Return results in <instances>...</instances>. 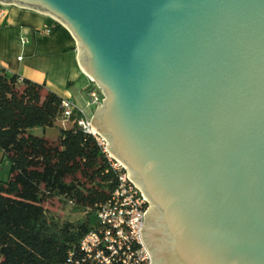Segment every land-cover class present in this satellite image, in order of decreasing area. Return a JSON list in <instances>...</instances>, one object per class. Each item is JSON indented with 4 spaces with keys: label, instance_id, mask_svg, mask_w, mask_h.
Returning a JSON list of instances; mask_svg holds the SVG:
<instances>
[{
    "label": "water",
    "instance_id": "1",
    "mask_svg": "<svg viewBox=\"0 0 264 264\" xmlns=\"http://www.w3.org/2000/svg\"><path fill=\"white\" fill-rule=\"evenodd\" d=\"M0 3L76 40L102 95L89 125L148 201L151 264H264V0Z\"/></svg>",
    "mask_w": 264,
    "mask_h": 264
},
{
    "label": "trees",
    "instance_id": "2",
    "mask_svg": "<svg viewBox=\"0 0 264 264\" xmlns=\"http://www.w3.org/2000/svg\"><path fill=\"white\" fill-rule=\"evenodd\" d=\"M61 97L43 84L0 70V264H64L97 223L96 205L115 189L117 178L96 137L76 121L59 127L55 139L34 135L53 127ZM63 197L82 213L73 221L47 214L44 201Z\"/></svg>",
    "mask_w": 264,
    "mask_h": 264
},
{
    "label": "crops",
    "instance_id": "3",
    "mask_svg": "<svg viewBox=\"0 0 264 264\" xmlns=\"http://www.w3.org/2000/svg\"><path fill=\"white\" fill-rule=\"evenodd\" d=\"M43 27L51 32L39 33ZM77 53L76 40L53 17L0 3V70L43 84L91 116L94 108L87 104V92L93 83L82 72Z\"/></svg>",
    "mask_w": 264,
    "mask_h": 264
},
{
    "label": "built area",
    "instance_id": "4",
    "mask_svg": "<svg viewBox=\"0 0 264 264\" xmlns=\"http://www.w3.org/2000/svg\"><path fill=\"white\" fill-rule=\"evenodd\" d=\"M51 27H43L39 33L49 34ZM88 105H96L102 95L93 84L87 92ZM96 101V103L94 102ZM61 126L74 123L71 116L77 110L82 117L76 123L93 134L115 171L117 184L110 196L96 205V225L79 241L75 251H69L64 264H151V257L140 237L143 214L148 201L134 183L128 180L125 167L111 157L105 149V141L89 125L90 116L69 98L61 99Z\"/></svg>",
    "mask_w": 264,
    "mask_h": 264
},
{
    "label": "rangeland",
    "instance_id": "5",
    "mask_svg": "<svg viewBox=\"0 0 264 264\" xmlns=\"http://www.w3.org/2000/svg\"><path fill=\"white\" fill-rule=\"evenodd\" d=\"M93 108H95L93 106ZM61 123L57 120L55 121V125L53 127H47L42 129L40 127H34L30 130V132L34 135L45 136L48 139H55L58 135V129ZM72 124L67 122L64 127H69ZM62 127V126H61ZM8 163L5 162L4 159L0 161V173L3 177H6L8 173ZM43 206L45 207L47 214L54 218H58L63 221H73L82 216V213L75 210L69 202H66L63 197H57L52 200L44 201Z\"/></svg>",
    "mask_w": 264,
    "mask_h": 264
}]
</instances>
